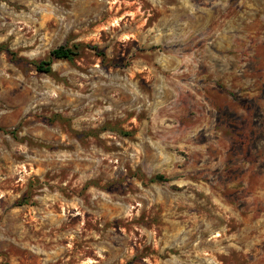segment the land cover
Wrapping results in <instances>:
<instances>
[{
    "label": "rangeland",
    "instance_id": "374dc122",
    "mask_svg": "<svg viewBox=\"0 0 264 264\" xmlns=\"http://www.w3.org/2000/svg\"><path fill=\"white\" fill-rule=\"evenodd\" d=\"M0 45V264H264V0H0Z\"/></svg>",
    "mask_w": 264,
    "mask_h": 264
},
{
    "label": "trees",
    "instance_id": "16d2710c",
    "mask_svg": "<svg viewBox=\"0 0 264 264\" xmlns=\"http://www.w3.org/2000/svg\"><path fill=\"white\" fill-rule=\"evenodd\" d=\"M4 49L6 52H9V50L4 46L0 45V50ZM77 54L76 47H69L66 45H60L50 51L49 57L46 60H42L35 64V67L40 72H51V65L52 61L56 59H66V60H72L73 57ZM164 177L160 174L155 175L153 180H164Z\"/></svg>",
    "mask_w": 264,
    "mask_h": 264
}]
</instances>
